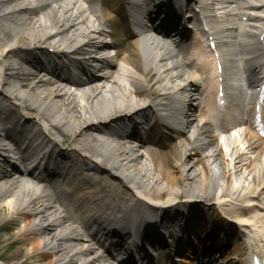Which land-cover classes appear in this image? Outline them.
Instances as JSON below:
<instances>
[{
    "label": "bare ground",
    "instance_id": "bare-ground-1",
    "mask_svg": "<svg viewBox=\"0 0 264 264\" xmlns=\"http://www.w3.org/2000/svg\"><path fill=\"white\" fill-rule=\"evenodd\" d=\"M154 1L87 0L83 7L76 0H57L53 11L35 19L38 10L27 8L26 0H0V132L23 144L17 165L0 163V230L10 225L17 230L9 239V247L17 248L0 258L1 264H108L91 254L94 246L127 264L132 259L127 237L111 238L109 229L92 217L81 220L78 212L105 220L141 193L169 198L177 208L182 198L186 207L215 200L214 220L227 222L249 211L257 219L251 222L249 243L234 245L239 261L224 257L216 263L246 264L249 251L264 259V157L261 152L259 160L247 157L262 150L264 138L247 120V151L234 146L225 157L213 121L225 130L227 121L236 118L226 120L217 113L213 79L203 75L184 49L188 34L145 19ZM256 10H264V1ZM224 14L226 40L236 57L243 53L233 26L238 12ZM103 37L108 41L102 42ZM145 42L153 52L144 53ZM100 46L112 49L114 58L103 61L98 71H105L97 74L90 54ZM244 69L250 85L258 67L246 60ZM94 82L77 98L65 89L66 83ZM167 105L173 107L170 117L159 111ZM206 148L210 152L203 155ZM233 176L250 177L247 194ZM24 177L39 183L35 197L20 184ZM218 179L224 183L220 193L215 189ZM51 198L71 205L66 203L71 213L61 216L59 224L47 221L44 212L43 202ZM176 210L172 207L170 213ZM69 219L87 231L86 242L75 240L62 226ZM137 260L149 262L144 255Z\"/></svg>",
    "mask_w": 264,
    "mask_h": 264
},
{
    "label": "rangeland",
    "instance_id": "rangeland-1",
    "mask_svg": "<svg viewBox=\"0 0 264 264\" xmlns=\"http://www.w3.org/2000/svg\"><path fill=\"white\" fill-rule=\"evenodd\" d=\"M232 111V110H231ZM234 112V111H233ZM238 128V127H237ZM240 129H234L232 131V134H233V137L235 136L236 137V141H237V144L238 145V148L240 150H243L244 149V142L242 141V135L240 133ZM64 148H69L70 146L69 145H63ZM223 153L225 154H229V151L227 150V147L225 145H223ZM209 150L207 151H203V153H208ZM259 152V151H257ZM263 152V155H264V150H262ZM250 157H252L253 155H249ZM210 160L212 158H209ZM233 180L236 181V185H243L244 188L243 191H246V189H248V185H250V177L249 176H246L245 179L243 180H239L238 179V176H233ZM240 181V182H239ZM218 188L223 190L224 189V183L222 180L218 179ZM249 190L246 191V193L248 192ZM211 202V201H210ZM210 204V203H209ZM16 226H8L2 230H0V249L2 250L1 254L2 256H0L1 260H5L4 257L8 256L15 248H17V246H10L9 247V239L11 238V236L15 237L16 235ZM7 264H29L28 262H26L25 260H19V261H9V262H6ZM1 264V262H0Z\"/></svg>",
    "mask_w": 264,
    "mask_h": 264
}]
</instances>
